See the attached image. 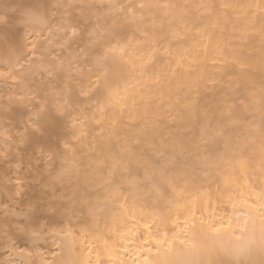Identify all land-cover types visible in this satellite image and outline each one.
<instances>
[{
	"label": "snow or ice",
	"instance_id": "1",
	"mask_svg": "<svg viewBox=\"0 0 264 264\" xmlns=\"http://www.w3.org/2000/svg\"><path fill=\"white\" fill-rule=\"evenodd\" d=\"M159 7L177 6L160 5L150 0H62L56 4L60 19L43 42L30 39L25 45L26 51L12 49L9 56L0 61V94L7 96V104H0V118L13 125L0 126L3 138L0 160L8 162L12 149L19 150V145L42 137L61 116L67 117L66 126H70L71 136L77 140L84 135L89 116L95 119L103 115L105 109L139 121L128 125L133 129L132 135L122 142L118 139L117 152H102L92 159L90 167L94 166L95 183L103 192L85 201L88 216L94 223L103 220L109 231L123 227L131 232L133 228L143 227L148 232L149 239L143 241L144 246L133 250L136 264H158V258L173 252L178 237H170L167 231L153 234L151 229L157 221L171 219L173 209L199 201L202 192L196 191L197 180L202 185L218 178L228 189L225 196L232 208L238 210L237 219L244 217L245 225L254 222L255 217L250 212H240L241 208L256 212L264 220V179L260 183L250 182L253 176L264 178V85L258 91L249 90L247 101H240L239 111L231 98L219 101L197 96L187 98L181 105V115L185 121L196 117L198 128L194 137L177 134L173 127H168L165 135L158 117L147 119L150 97H141L145 101L143 113L125 111L129 108V96L134 97L130 89L145 79L155 81L158 78L156 68L164 63V58H172L178 66L187 59L180 54V49L184 47L181 42L187 39L188 32L195 33L193 39L201 47L204 40L211 42L213 38L206 22L193 18L189 27V22L183 19L186 12L179 14L183 29L174 26L171 20L158 19L152 9ZM198 7L210 12L215 6L202 3ZM255 7L264 20V5L257 3ZM175 18L174 14L173 20ZM11 19L7 13H0V27H6ZM254 21V17L249 20L251 31L256 30ZM18 22L23 25L41 23L43 17L32 10H24ZM259 34L264 40V25ZM247 35L248 30H245L239 39ZM238 58L244 67L242 54ZM38 98L41 103L28 110L26 105ZM13 105L24 107V110L14 111ZM242 114L252 118L245 120ZM14 117H18V122ZM96 123L100 120L96 119ZM187 130L186 125L180 129L181 132ZM113 135H116L115 130L110 140ZM62 145L65 157L69 149L76 147L67 139ZM37 151L49 159L57 155L45 146ZM256 151L258 157L253 155ZM234 188L239 190L238 195L233 194ZM162 209H166V217ZM33 211L34 206L30 204L22 215L30 220ZM3 215L7 218L21 213L8 208ZM147 217H151V222H146ZM193 219L194 214L185 217L184 233L191 232ZM127 221L134 223L129 226ZM11 227L37 238L43 234L45 225L15 223ZM8 229L5 224L0 230V248L7 256L0 264H32L28 258L37 253L21 246ZM47 229L66 239L73 236L70 230L56 229L53 225H47ZM223 230L215 229L216 232ZM118 234L126 243L128 233L118 231ZM179 242L188 248H195L198 243L194 234L179 238ZM150 244H154L155 249L148 246ZM121 248L129 252L123 245ZM105 252L109 260L125 264L117 252L107 249ZM87 254H92L91 246ZM17 256L21 259H16ZM94 264H102V254H97Z\"/></svg>",
	"mask_w": 264,
	"mask_h": 264
},
{
	"label": "bare ground",
	"instance_id": "2",
	"mask_svg": "<svg viewBox=\"0 0 264 264\" xmlns=\"http://www.w3.org/2000/svg\"><path fill=\"white\" fill-rule=\"evenodd\" d=\"M150 2L177 6L176 8L159 7L152 9L153 14L158 19L171 20L174 26L183 29L184 25L179 14L186 12L187 15L183 16V19L189 22V27L193 18H196L197 21L206 22L213 38L211 42L204 40L202 42L204 46L201 47L193 39L195 33L188 32L187 39L181 42L184 47L180 49V54L186 56L187 59L178 66L172 58H164V63L156 68L158 78L155 81L145 79L142 84L130 89V92L134 93V97L129 96V108L125 111L138 110L143 113L144 107L142 105L145 104V101L141 97H150L147 101V119L151 120L158 117L165 128L163 129L165 135L168 134L167 128L173 127L177 134L194 137L198 128L196 117H192L190 121H185L181 115L183 111L181 105L187 101V98L197 96L203 99L207 97L216 101L231 98L239 111L242 108L240 101H247L249 90L258 91L264 85V67H262L264 40L259 34V29L264 25V20L257 17L254 21L256 30L251 31L252 24L246 18L241 6L251 3L253 0H150ZM202 3L215 7L210 12H205L204 9L198 7ZM221 5H231V7H221ZM9 8H14V13L18 15L27 10L25 0H0V13H6ZM174 14L176 18L173 20ZM15 17V21H19V17L16 15ZM213 24H218V26L212 27ZM14 25H11L12 27L9 25L0 27V35L8 36V38L9 36H16L17 31L15 32L16 29L12 28H16L17 24ZM245 30H248V35L243 40L239 39ZM11 34L14 35L11 36ZM30 38L34 39L31 36ZM9 44L12 46L10 50L19 47V43L16 41H10ZM185 47L187 51H184ZM9 54L10 51L8 56ZM240 54L243 57L244 67L241 66L238 58ZM213 80L216 83H211ZM133 99H135V104H133ZM0 104L2 103L0 102ZM242 115L245 120L252 118L248 114ZM14 119L17 120L18 118L14 117ZM96 119H99L100 123H96ZM137 123H139L138 120H129L127 115L120 117L110 109H105V113L97 115L95 119L90 115L83 130L85 136L79 141H82L84 145L88 144L89 147L75 144L85 168L91 164L93 158L98 157L102 152H117L119 150L118 139L122 142L126 136L132 135L133 129L128 125ZM5 125L13 127L8 120L0 118V126ZM184 125L187 126L188 130L181 132L180 129ZM52 129L59 133L61 138L67 139L65 134L67 131L63 127L55 128L53 124ZM94 130L100 133L94 135ZM113 130H115L116 135H113L110 140L109 136ZM2 139L0 137V140ZM53 140L34 138L27 145H19V150L12 149V154L7 158L8 162L0 160V230H3L7 224L8 230L21 246L28 247L37 253V255L28 258L32 264L41 260L50 261L54 258L53 254L61 252L62 249V255L66 259L72 258L75 253H79L81 248L87 253L89 244L92 245V254L89 258L93 264L97 254H102V264H118V262L107 258L106 249L108 252H117L125 264H136L133 250L144 246L143 241L149 239L148 232L143 227L133 228L131 232L123 227L109 231L103 220L94 223L87 214L85 201H90L103 192V188L95 183V179L83 180L76 189H70L69 185L64 183H56L53 187L51 184L53 169L59 166V174L67 176L75 167L71 158H67L62 152L56 151L53 147ZM40 146L57 152L54 159L44 156V164L41 162L43 166L34 164V161L41 157L37 151ZM253 155L258 157L259 152L256 151ZM61 160L64 161L63 164H60ZM66 169L67 171H65ZM90 171H94V166L91 167ZM94 174H96L95 171ZM249 175L252 174L249 173ZM262 179L264 178L253 176L250 182L260 183ZM240 180L243 182L242 175ZM30 204L34 206V211L29 220L25 219L22 213ZM8 208L21 213V215L5 218L3 213H6ZM162 211L166 217L168 215L166 209H162ZM42 215L57 216L59 223L53 227L56 229L71 228L72 233H74L73 236L66 239L62 234L48 231L45 236L42 234L33 238L26 232L21 233L11 227L15 223L34 226L35 219ZM199 215L198 211L197 216ZM184 219L183 214L177 216L175 212H172L171 219L157 221L151 230L152 232L159 230L161 233L167 231L168 235L171 236L172 230L184 227ZM147 220L151 222V217H147ZM133 223V221H127L129 226ZM108 224L111 226L110 219ZM118 231L128 233L126 243ZM77 236H82V241L76 239ZM121 245L128 248L129 252L122 251ZM148 246L155 249L154 244ZM143 255L148 254L144 253ZM6 258L3 249L0 248V260ZM16 259H21V257L17 256Z\"/></svg>",
	"mask_w": 264,
	"mask_h": 264
},
{
	"label": "clouds",
	"instance_id": "3",
	"mask_svg": "<svg viewBox=\"0 0 264 264\" xmlns=\"http://www.w3.org/2000/svg\"><path fill=\"white\" fill-rule=\"evenodd\" d=\"M257 3L264 5V0H253V2L241 6L247 19L250 20L254 17L256 20L257 17H260V10L255 7ZM25 7L43 17V22L31 25H23L18 22V27L23 29V39L19 42L17 50L22 51H26L25 37L31 36L35 40L43 42L49 31L55 28L60 19L59 12L53 11L56 7L53 0H25ZM11 48L12 46L7 41L0 43V61L8 57ZM4 101V96L0 95V102ZM39 103L41 100L38 98L27 104L26 107L28 110H32ZM92 107H95V103L92 104ZM66 120L67 117L61 116L52 125L54 124L55 128L66 127L71 132L70 126H66ZM52 125L40 138L53 140L54 137L53 147L59 153L62 152L64 139L52 129ZM66 157L73 161L74 170L71 174L62 176L58 172L59 166L53 169L51 177L53 187L56 183H64L68 184L70 189H76L83 180L96 178L94 171H90V165L85 168L76 147L68 151ZM63 162L61 160L60 164ZM196 191L202 192L198 202L188 203L178 209H173L177 216L183 214L186 217L194 214V219L190 221L194 227L189 233L182 231L184 227L172 230V235L178 237L177 243L170 255L158 258V264H264V220L256 212L244 208L239 209V211L246 214L250 212L255 217L254 222L250 221L245 225L244 217L237 219L238 210L232 208L225 196L228 189L218 178L208 180L202 185L197 180ZM232 191L234 195H238V189L234 188ZM188 199L191 201L192 197ZM198 211L199 216H197ZM58 223L57 216L42 215L35 219L34 226L58 225ZM61 228L73 231L71 228ZM157 228H159L158 225ZM216 228H223L224 230L216 232ZM42 232L45 236L48 232L47 227H44ZM156 233L161 232L159 230L153 232V234ZM193 234L198 241L195 248H188L179 242V238ZM76 239L82 241V236H77ZM89 246L92 247L91 244L87 247ZM62 252L63 249L61 252L54 253V258L50 261L41 260L33 262V264H89L91 261L83 248L79 253H75L72 258L67 259L62 255Z\"/></svg>",
	"mask_w": 264,
	"mask_h": 264
},
{
	"label": "rangeland",
	"instance_id": "4",
	"mask_svg": "<svg viewBox=\"0 0 264 264\" xmlns=\"http://www.w3.org/2000/svg\"><path fill=\"white\" fill-rule=\"evenodd\" d=\"M53 2H54V4H58V3H60V2H62V0H53ZM11 8H9L7 11H6V13L7 14H9V16H12V14H15L14 13V11H9ZM12 9H14V8H12ZM57 8L55 7L54 8V11L56 10ZM15 10V9H14ZM56 12H58V9L56 10ZM17 17H20V15H18V14H15ZM15 15L13 16V17H11L12 19H11V24H8L9 26H11V25H14L16 28H12V29H16L15 30V32L17 31V33H15L16 34V36L14 35V34H11V36L12 35H14V37L12 36V37H10L9 36V38H8V36H6V37H4L3 35H0V43H3V42H5V41H8V43L10 42V41H16V42H20L22 39H23V29H21V28H19L18 27V21L16 22L15 21ZM13 20V21H12ZM7 25V26H8ZM12 27V26H11ZM18 29V30H17ZM13 32H14V30H13ZM18 34V35H17ZM14 38V39H13ZM18 38H20V39H18ZM27 39V40H26ZM31 38H30V36H28V37H25L24 38V40H25V42H27L28 40H30ZM37 79H39V77H37ZM6 91V90H5ZM0 95H2V94H0ZM4 102H1L3 105H6L7 104V96H4ZM13 109H14V111H19V112H22L24 109H23V107H20V106H16V105H13ZM15 118H18V117H15ZM16 120V119H15ZM17 122H18V119L16 120ZM63 129L65 130V131H67V133H65L67 136H66V138H67V140H69L70 141V143L71 144H77V145H80V146H86V147H89L88 146V144H86V145H84V143H82V141L81 142H79L80 140H82V137H84L85 136V133H84V135L83 136H81L80 137V139L77 141V139H75V138H73V137H71V132L66 128V127H63ZM64 131V132H65ZM69 133V134H68ZM100 132L99 131H96V130H94L93 131V134L94 135H96V134H99ZM16 133H15V131L13 130V135H15ZM88 142H89V140H87ZM12 151V150H11ZM40 156H41V154H40ZM46 159H48V158H46ZM45 159V160H46ZM44 164V156H41L40 158H38V160H36V161H34V164L35 165H39V166H41L42 165V163ZM33 164V165H34ZM43 166V165H42ZM32 181V180H31ZM30 181V182H31Z\"/></svg>",
	"mask_w": 264,
	"mask_h": 264
}]
</instances>
